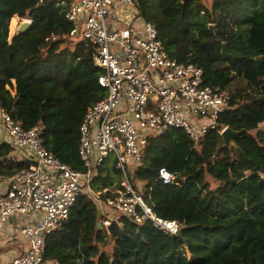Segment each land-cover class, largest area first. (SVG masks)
<instances>
[{
	"label": "trees",
	"instance_id": "1",
	"mask_svg": "<svg viewBox=\"0 0 264 264\" xmlns=\"http://www.w3.org/2000/svg\"><path fill=\"white\" fill-rule=\"evenodd\" d=\"M60 1L0 0V109L25 129L43 126L46 149L84 171L80 127L87 110L107 95L92 51L81 38L69 37L73 26ZM135 1L139 16L157 26L171 58L198 66L205 85L231 95L219 124L238 136L231 147L217 132L197 145L180 129L149 139L131 180L146 185L145 199L159 217L182 224L178 236L124 215L99 229L100 208L83 193L68 223L47 237L44 259L53 264H264V0H212L211 8L202 0ZM16 17L32 24L10 39ZM12 153L7 141L0 143V178L30 167L13 160ZM161 168L175 176L173 184L159 179ZM118 178L116 161L109 158L92 189L104 197Z\"/></svg>",
	"mask_w": 264,
	"mask_h": 264
},
{
	"label": "built area",
	"instance_id": "2",
	"mask_svg": "<svg viewBox=\"0 0 264 264\" xmlns=\"http://www.w3.org/2000/svg\"><path fill=\"white\" fill-rule=\"evenodd\" d=\"M59 6L73 26L69 37L81 38L92 51L107 96L87 110L80 127L84 171L73 170L46 149L43 126L25 129L0 109V133L7 136L12 159L30 164L10 178L0 196V241L15 218L18 239L23 238L27 248L0 264H53L44 259L46 239L68 223L83 193L99 206L102 227H111L118 223L117 215H124L178 236L182 224L159 217L141 192L144 183L134 185L131 180L149 139L180 129L197 145L212 132L223 137L228 129L219 118L229 108L231 95L205 85L198 66L171 58L157 26L139 16L135 0H61ZM16 19L32 24L30 18ZM109 158L116 161L119 178L103 197L92 189V182ZM159 179L171 185L175 176L161 168Z\"/></svg>",
	"mask_w": 264,
	"mask_h": 264
},
{
	"label": "crops",
	"instance_id": "3",
	"mask_svg": "<svg viewBox=\"0 0 264 264\" xmlns=\"http://www.w3.org/2000/svg\"><path fill=\"white\" fill-rule=\"evenodd\" d=\"M6 140H7V136L3 131H1L0 143ZM8 185H9V179L0 178V196L2 195L4 190L8 187ZM18 222H19L18 219L14 218L8 223L4 234V238L0 241V245L6 247L11 245L12 243H15L14 242L15 240L13 241L10 235L14 232L16 226H18ZM26 248H27V244L21 241V244H18V246H16L14 249H10L6 253L2 254L0 249V263L11 261L12 259L20 256L25 252Z\"/></svg>",
	"mask_w": 264,
	"mask_h": 264
},
{
	"label": "rangeland",
	"instance_id": "4",
	"mask_svg": "<svg viewBox=\"0 0 264 264\" xmlns=\"http://www.w3.org/2000/svg\"><path fill=\"white\" fill-rule=\"evenodd\" d=\"M202 2L208 7V8H211L212 6V0H202ZM15 20V19H14ZM17 20V19H16ZM12 22H11V25H10V39L18 32L19 30V27L22 25V23H18V20H17V23L15 25V30L12 31ZM18 24V25H17ZM261 129H264V124L260 126ZM10 180V179H9ZM140 189H141V192L144 194L147 190L146 188V185L144 184L143 186L141 185L140 186ZM120 215H117V217H119ZM19 231H20V226H16L14 232L10 235V237H13V238H16L15 239V243H12L11 245L9 246H6L4 247L3 245H0V249H1V252L2 254L3 253H6L7 251H9L10 249H14L16 246H18V244H21V241L22 242H25L26 241L23 239V238H19L18 239V236H19ZM27 244V243H26ZM113 247H114V243H110V245L106 248V251H112L113 250Z\"/></svg>",
	"mask_w": 264,
	"mask_h": 264
},
{
	"label": "water",
	"instance_id": "5",
	"mask_svg": "<svg viewBox=\"0 0 264 264\" xmlns=\"http://www.w3.org/2000/svg\"><path fill=\"white\" fill-rule=\"evenodd\" d=\"M31 24L29 23H23L20 27L18 32H24L26 31ZM211 30L214 31V26H211ZM238 136L237 133L233 132L230 128H228L225 133L223 134V140L226 144V146L231 147L233 145L234 139ZM102 217V212H99V218ZM99 229H102L101 223L98 224Z\"/></svg>",
	"mask_w": 264,
	"mask_h": 264
},
{
	"label": "bare ground",
	"instance_id": "6",
	"mask_svg": "<svg viewBox=\"0 0 264 264\" xmlns=\"http://www.w3.org/2000/svg\"><path fill=\"white\" fill-rule=\"evenodd\" d=\"M14 25H15V23H14Z\"/></svg>",
	"mask_w": 264,
	"mask_h": 264
}]
</instances>
